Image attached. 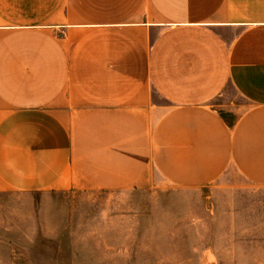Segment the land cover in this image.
<instances>
[{"label":"crops","instance_id":"0c3cea01","mask_svg":"<svg viewBox=\"0 0 264 264\" xmlns=\"http://www.w3.org/2000/svg\"><path fill=\"white\" fill-rule=\"evenodd\" d=\"M218 181L220 264H264V0H0V193Z\"/></svg>","mask_w":264,"mask_h":264},{"label":"rangeland","instance_id":"374dc122","mask_svg":"<svg viewBox=\"0 0 264 264\" xmlns=\"http://www.w3.org/2000/svg\"><path fill=\"white\" fill-rule=\"evenodd\" d=\"M230 102L243 105L227 88L215 104ZM252 195L224 192L220 181L202 190L5 191L0 264H220V203L246 205Z\"/></svg>","mask_w":264,"mask_h":264}]
</instances>
